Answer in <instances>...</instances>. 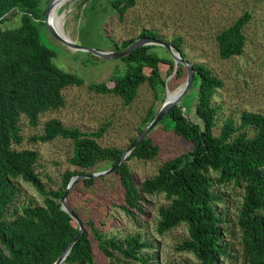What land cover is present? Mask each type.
I'll return each mask as SVG.
<instances>
[{
	"label": "trees",
	"instance_id": "obj_1",
	"mask_svg": "<svg viewBox=\"0 0 264 264\" xmlns=\"http://www.w3.org/2000/svg\"><path fill=\"white\" fill-rule=\"evenodd\" d=\"M42 2L0 0V264H54L78 233V225L60 205L69 182L78 175L91 174H87L89 170L93 173L106 171L123 153L121 149L97 144L96 139L103 135L104 127L85 133L77 128H66L57 119L49 120L44 124L43 133L32 140L41 143L56 138L69 140L72 155L68 163L78 171L64 172L60 186L47 190L35 173L38 154L12 148L22 141L18 127L21 116L34 127L40 115L64 106V89L84 85L81 78L57 68L53 63L54 51L42 43ZM135 4L136 0H108L119 20ZM14 18L19 19L20 25L5 28L4 25ZM250 18L249 13H244L217 31L214 38L220 59L242 55L243 30ZM139 38L162 41L151 30L141 31ZM134 41H125L115 50H123ZM169 44L182 59L186 58L180 37H173ZM156 47L147 46L131 52L121 58L125 64L123 69H114L103 82L88 84L90 91L120 97L125 106L132 104L143 84L149 86L159 106L147 110L137 135L156 116L167 88L174 91L186 79L185 68L180 64L175 66L167 51L164 57L152 52ZM192 66L194 79L189 93L195 96L196 119L190 117L180 103L172 107L116 167L113 175L121 202L118 207L133 217L135 213L143 214L146 196L164 195L169 204L158 210V234L185 225L188 236L176 246L178 252L192 253L198 264H225L227 259L234 260L235 255L227 240L231 235L225 229L227 221L216 212L222 198L214 187L242 186L236 221L240 254L245 264H264V112H243L236 121L224 119L219 133L215 134L218 109L213 106L212 99L222 88V82L203 64ZM165 119L172 123H169V130L161 131L158 126ZM156 130L188 142L191 150L164 161L154 176L138 185L128 162L133 159L151 161L158 156L160 147L152 138ZM99 165H102L100 169ZM101 178L79 181L66 199L81 220L83 233L62 264H96L93 242L106 258H114L116 254L125 261L146 264L142 252L152 245L138 234L122 241L116 235L110 236L107 233L111 226L107 215L110 202L79 191L94 186ZM19 180L30 184L42 197L41 206H24L20 211L13 208L10 212L18 192L15 183ZM83 209L87 210L86 216H83Z\"/></svg>",
	"mask_w": 264,
	"mask_h": 264
},
{
	"label": "rangeland",
	"instance_id": "obj_2",
	"mask_svg": "<svg viewBox=\"0 0 264 264\" xmlns=\"http://www.w3.org/2000/svg\"><path fill=\"white\" fill-rule=\"evenodd\" d=\"M50 1L43 0L41 3L43 12L46 13ZM244 13H249L251 18L243 30L245 46L242 55L222 60L217 53L215 34ZM44 15L40 19L41 41L54 51L53 63L60 70L81 78L84 85L64 89V106L40 115L34 127L21 116L18 127L22 141L13 144L12 148L16 151H35L38 154L35 173L47 190H55L60 186L64 172L78 169L68 163L72 155L69 140L56 138L48 143L32 140L43 133L47 121L57 119L64 127L77 128L85 133L104 127L103 135L96 139L97 144L103 148L115 147L124 151L131 139L137 137V129L147 110L151 107L157 109L159 105L154 102L153 92L147 84L139 88L135 100L129 106H125L120 97L90 91L88 84L105 81L114 69H123L125 64L121 59L107 61L89 52L69 49L51 36L44 23ZM57 15L63 16L59 21L63 34L77 46L92 51H116L115 47L123 42L138 39L143 30L155 32L168 44L173 37H180L185 60L192 65L203 64L222 82V88L215 92L212 99L213 106L218 109L217 127L213 131L215 134L219 133L224 119L236 121L243 112H264V0H136L135 6L127 11L122 20L108 5V0H69L58 8ZM19 25V19L14 18L4 27L16 28ZM151 51L160 57L167 55L166 50L158 46ZM167 91L172 92L168 88ZM165 97L166 92L163 102ZM194 100V93L191 92L180 101V105L190 117L196 119ZM169 123L172 122L165 119L158 127L161 131L169 130ZM152 138L160 147L158 156L151 161L133 159L128 162L138 185L154 176L164 161L191 150L188 142L171 133L156 130ZM101 167L97 166L98 169ZM86 172L93 173V170ZM15 185L18 192L10 212L13 208L20 211L24 206L42 205V197L30 184L19 180ZM214 189L222 198L216 206V212L227 221L225 229L231 234L227 240L235 255L234 260L227 259L224 263L245 264L240 254L239 231L236 227L243 188L229 184L215 186ZM79 191L110 202L107 207L111 223L107 233L110 236L116 235L122 241L127 236L138 234L143 241L152 245L151 249L142 252L146 264H198L192 253L176 250V246L188 236L185 225L163 235L156 230L158 210L169 204L164 195L146 196L143 214L135 213L131 217L118 207L121 202L113 174ZM83 210V216H86L87 210ZM93 248L96 264H143L125 261L116 254L114 258H106L96 248L95 242Z\"/></svg>",
	"mask_w": 264,
	"mask_h": 264
},
{
	"label": "water",
	"instance_id": "obj_3",
	"mask_svg": "<svg viewBox=\"0 0 264 264\" xmlns=\"http://www.w3.org/2000/svg\"><path fill=\"white\" fill-rule=\"evenodd\" d=\"M56 1L57 0H51L48 3L46 13L44 12L45 15H44L43 20H44V23H45L48 31L50 32L51 36L55 40L60 42L61 44L68 47L69 49L74 50V51L89 52L93 56H95L99 59L112 61V60L121 59V58L125 57L126 55L130 54L131 52H133L139 48H142V47L159 46L168 52V54L170 55V57L174 61L175 66H177V64H180L185 68V71H186V79H185L183 85L181 87H179L178 89H175L173 91V92H176L177 90H179L180 92L178 93V95L173 100H168V98H167L168 91L166 90L165 100H164L162 106L160 107L159 111L157 112L156 116L144 128V130L139 135H137V137L129 145V147L123 151L121 157L118 159V161L115 163L114 166L110 167L106 171L91 173L89 175H78V176L72 178L71 181L69 182L68 186L66 187V189L64 191V194L61 197L60 205H61V209L64 212H66L71 217V219H73L75 221V223L78 225V233H77L75 239L73 240V242H71L68 245V247L65 249V251L60 255V257L54 263V264H62L63 261L66 259L70 249L73 247V245L77 242V240L79 239V237L83 233V225H82L81 220L73 213V211L70 209V207L67 205V202H66V199H67L69 193L71 192L72 187L75 184H77L79 181H82L85 179H95V178L105 177V176H108L110 174H113L116 167H118L128 157V155L137 146V144L140 142V140L144 136H146L157 125V123L169 112V110L174 106H179L180 101L191 90V87L193 84V79H194V71H193L192 64H190L189 61L182 59L181 56L170 46V44L165 43V42L160 41V40L153 39V38L136 39L128 47H126L123 50H119V51H107V52L92 51V50H88V49L77 46L75 44V42L68 41L62 35H60L49 22V15H50L51 9H52V7ZM174 72H175V70H174ZM172 76H173V74H172Z\"/></svg>",
	"mask_w": 264,
	"mask_h": 264
},
{
	"label": "bare ground",
	"instance_id": "obj_4",
	"mask_svg": "<svg viewBox=\"0 0 264 264\" xmlns=\"http://www.w3.org/2000/svg\"><path fill=\"white\" fill-rule=\"evenodd\" d=\"M67 1L69 0H57L52 9H51V13L49 15V22L50 24L54 27V29L60 34L62 35L66 40L68 41H71L68 37H66L63 32H62V29H61V23L59 22L60 20H62L63 16L59 17L57 15V10L60 6L64 5ZM180 91L177 90L176 92H169L168 91V100H173L179 93Z\"/></svg>",
	"mask_w": 264,
	"mask_h": 264
}]
</instances>
